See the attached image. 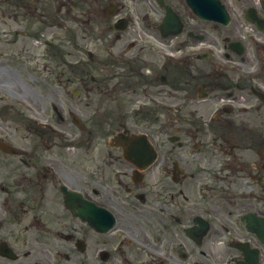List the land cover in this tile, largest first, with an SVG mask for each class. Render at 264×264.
Returning a JSON list of instances; mask_svg holds the SVG:
<instances>
[{
    "label": "flooded vegetation",
    "instance_id": "obj_1",
    "mask_svg": "<svg viewBox=\"0 0 264 264\" xmlns=\"http://www.w3.org/2000/svg\"><path fill=\"white\" fill-rule=\"evenodd\" d=\"M3 1L0 264H264V0Z\"/></svg>",
    "mask_w": 264,
    "mask_h": 264
},
{
    "label": "rangeland",
    "instance_id": "obj_2",
    "mask_svg": "<svg viewBox=\"0 0 264 264\" xmlns=\"http://www.w3.org/2000/svg\"><path fill=\"white\" fill-rule=\"evenodd\" d=\"M16 3L17 2V0L16 1H13V3ZM52 3H53V9H54V11H53V14L55 13V10H56V8H57V3H55V1L53 0L52 1ZM7 5H6V3L3 1V0H0V9L2 10V9H5V7H6ZM13 8H14V6H13ZM46 8H52V6H50V5H48ZM43 9H45V7L43 8ZM14 11V9H12V12ZM14 19L12 20V21H9L5 16H3V14H1L0 13V36H2L3 38L4 37H7V35H6V33H7V31H14L15 30V28L16 27H19L20 26V24H21V22L19 21L20 20V15H19V17H17L16 16V14L14 13ZM4 19H6L7 20V23L5 22V20ZM17 20V22H15ZM12 22V23H11ZM32 29V28H31ZM33 30H35V28L33 27ZM16 34V33H15ZM12 37L16 40V37H19L20 39L22 38V37H24L22 34H16V36L15 35H12ZM0 39H2V38H0ZM14 40V41H15ZM35 41H36V38H29V37H25L24 39H23V41H21V43H22V45L23 46H25L26 45V43H28V42H30V43H35ZM21 43L20 42H17V43H15L14 42V46L16 45L17 47V49H16V52H18V53H20L21 51L18 49L19 47H21V46H19V44L21 45ZM34 45V44H33ZM35 47V46H34ZM34 49V48H33ZM2 52L3 51H0V55H2ZM4 59H7V51L6 50H4V52H3V56H2V58H1V56H0V60H1V62H0V64H2V61L4 60ZM10 61V60H9ZM9 61L8 60H6V62H5V65H2V67H0V76H2V77H6L8 74H9V72L7 71V67H6V65H9ZM21 61H23V59H21L20 58V56H18L17 58H16V60L15 61H10V63H12V64H14V63H18V62H21ZM14 67L12 66L11 67V69H12V71H14L15 72V70L13 69ZM10 70V69H9ZM10 76V75H9ZM17 79L19 80L17 83L15 82V80H12V82L14 81L15 83H12L10 86H12L13 87V89L14 88H16L17 86H20V85H22V80L19 78V77H17ZM26 84V86L29 88V84H28V82H26V81H23V85H25ZM28 90V89H27ZM2 92L3 91H1L0 90V99H5V102H6V104L7 103H12V104H14V102L15 103H17V100L16 99H14V98H12L11 96H6V97H3V98H1V94H2ZM28 92L29 93H32V90H28ZM27 92V93H28ZM2 107V102H0V108ZM20 109H22V110H26L27 111V107L26 106H24L23 104H20ZM2 110V109H1ZM0 112H4V111H0ZM10 112H13V110H10ZM0 121H3V119H2V116H1V114H0ZM7 123H9V124H11V122H13L14 123V125H13V128H15L16 127V125L18 124V123H15V121H13V120H11L10 118H9V116H7V121H6ZM17 131L15 130L14 131V133H16ZM19 132H23V133H25V132H27V130H22V131H19ZM8 136H9V138L11 139V141L14 143V144H17V141L13 138V136H11V134H8ZM7 136V137H8ZM1 158H3V155H1V153H0V159ZM4 170V168L2 169V171ZM9 181H12V178H10V180ZM27 237V239H30V238H34L35 236H33V234H32V232L31 233H28V232H25V235H24V237ZM44 237H48V236H44ZM32 240H34V239H32ZM33 259H34V257H29V259H27L28 261H30V262H35V261H39L41 264H53L54 262H53V260H51V258L49 257V259L48 260H46V261H42L40 258H39V256L37 255V259L35 260V261H33ZM55 264V263H54ZM58 264V263H57ZM59 264H68V263H66V262H64V263H62V262H59Z\"/></svg>",
    "mask_w": 264,
    "mask_h": 264
},
{
    "label": "water",
    "instance_id": "obj_3",
    "mask_svg": "<svg viewBox=\"0 0 264 264\" xmlns=\"http://www.w3.org/2000/svg\"><path fill=\"white\" fill-rule=\"evenodd\" d=\"M191 5L193 8H195V10H197L198 12L202 13L203 8H201V6L196 2V0H190ZM209 10H206V12H208Z\"/></svg>",
    "mask_w": 264,
    "mask_h": 264
}]
</instances>
